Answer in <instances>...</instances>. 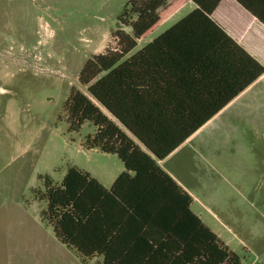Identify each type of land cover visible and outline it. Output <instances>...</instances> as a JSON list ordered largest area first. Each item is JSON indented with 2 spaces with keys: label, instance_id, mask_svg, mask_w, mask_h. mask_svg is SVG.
<instances>
[{
  "label": "trees",
  "instance_id": "1",
  "mask_svg": "<svg viewBox=\"0 0 264 264\" xmlns=\"http://www.w3.org/2000/svg\"><path fill=\"white\" fill-rule=\"evenodd\" d=\"M169 1L130 0L119 20L131 34L115 31L116 49L94 55L80 72L88 94L73 89L67 100L70 130L90 123L86 148L116 154L126 167L110 188L77 166L60 184L45 181L44 218L63 245L96 264H241L193 212L192 196L127 133L164 159L264 75V66L213 20L216 4L203 0L124 60L182 0ZM190 98L192 108H183Z\"/></svg>",
  "mask_w": 264,
  "mask_h": 264
},
{
  "label": "rangeland",
  "instance_id": "2",
  "mask_svg": "<svg viewBox=\"0 0 264 264\" xmlns=\"http://www.w3.org/2000/svg\"><path fill=\"white\" fill-rule=\"evenodd\" d=\"M129 1L0 0V264H96L57 239L41 196L46 179L60 184L71 166L107 186L124 169L118 156L85 148L90 123L70 130L67 100L73 89L88 94L79 82L85 63L117 47L115 31H130L119 20ZM252 140V173L229 165L189 177L207 204L204 210L195 203V212L241 264H264V141L253 134Z\"/></svg>",
  "mask_w": 264,
  "mask_h": 264
},
{
  "label": "crops",
  "instance_id": "3",
  "mask_svg": "<svg viewBox=\"0 0 264 264\" xmlns=\"http://www.w3.org/2000/svg\"><path fill=\"white\" fill-rule=\"evenodd\" d=\"M176 1L177 0H170L169 3L173 4ZM203 1L205 5H209L210 7L216 4L212 9L211 17L213 20L264 66V0ZM188 4H193L194 9H191L185 17L198 9V5L193 0H182L181 4L174 8V11L167 20L156 28L149 37L138 40L137 47L130 52L124 60L132 57L135 53L142 50L150 42L157 39L176 23L185 18L183 17L173 26L161 32V34L155 38H152L165 23L183 10ZM162 9L163 8H160V10ZM126 32L131 34V27L130 31ZM143 43L144 46L139 48L140 44ZM112 49L116 48L114 47ZM182 92L192 95L191 89H186ZM164 104L170 105L171 103ZM193 104L191 98L190 100L185 99L183 108H187L188 106L192 108ZM127 133L140 145L142 150L156 159L161 168L168 173L183 190L187 191L192 196L193 202L191 204V209L197 214L194 210L195 203L204 210L207 204H205L203 198L195 196L197 192H192L195 188L191 183L189 175H205L211 171L212 174H219L229 165H238L246 174L252 173L255 168L256 161L254 159L257 157V154L253 150L252 134L258 135L262 141H264V75L229 102L203 126L183 140L164 159L160 160L156 158L142 142L129 132ZM91 150L100 149L95 148ZM123 165L124 169L120 174L126 171L125 164L123 163ZM90 174L93 176L92 173ZM120 174L113 180L110 186L103 184L96 176L93 177L99 180L105 187L110 188ZM207 210L209 209L207 208ZM197 215L219 236L217 231L208 224L209 222L203 219L201 214Z\"/></svg>",
  "mask_w": 264,
  "mask_h": 264
}]
</instances>
